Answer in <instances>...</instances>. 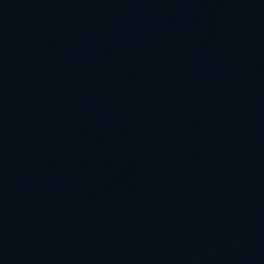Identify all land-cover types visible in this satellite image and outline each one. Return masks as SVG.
<instances>
[{
    "label": "water",
    "instance_id": "obj_1",
    "mask_svg": "<svg viewBox=\"0 0 264 264\" xmlns=\"http://www.w3.org/2000/svg\"><path fill=\"white\" fill-rule=\"evenodd\" d=\"M0 264H264V0H0Z\"/></svg>",
    "mask_w": 264,
    "mask_h": 264
}]
</instances>
